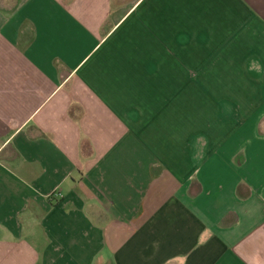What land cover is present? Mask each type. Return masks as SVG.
<instances>
[{"label": "crops", "instance_id": "0c3cea01", "mask_svg": "<svg viewBox=\"0 0 264 264\" xmlns=\"http://www.w3.org/2000/svg\"><path fill=\"white\" fill-rule=\"evenodd\" d=\"M0 264H264V0H0Z\"/></svg>", "mask_w": 264, "mask_h": 264}]
</instances>
